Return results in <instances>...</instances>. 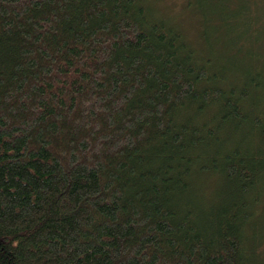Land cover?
<instances>
[{"label":"trees","instance_id":"1","mask_svg":"<svg viewBox=\"0 0 264 264\" xmlns=\"http://www.w3.org/2000/svg\"><path fill=\"white\" fill-rule=\"evenodd\" d=\"M240 1L0 0V264H264Z\"/></svg>","mask_w":264,"mask_h":264},{"label":"rangeland","instance_id":"2","mask_svg":"<svg viewBox=\"0 0 264 264\" xmlns=\"http://www.w3.org/2000/svg\"><path fill=\"white\" fill-rule=\"evenodd\" d=\"M154 1V0H153ZM193 0H155V3H158V6H160V10L165 11L168 10L169 14H175L176 17L181 21V23H186L188 21V13L189 8L188 5L191 4ZM247 1L248 4V10L250 13H248L249 18H251V25L253 27V30L255 33L252 35H249L246 33L245 36V42L244 45L247 49L242 51L245 53V56L250 55L248 50H252L254 53H256L257 56L261 55L264 57V0H241L238 3V6L232 5L230 8L233 9V12L235 10L241 9L244 7L245 3ZM230 3V2H229ZM228 3V5H229ZM166 14V13H164ZM199 22H196V25L198 26ZM213 24L216 26L220 25L221 22L219 21V17L217 15H214L213 17ZM238 23L236 21H233V26H237ZM240 26V25H239ZM245 25L240 27L238 30H244L243 28ZM199 27V26H198ZM196 28V26H195ZM238 28V27H237ZM231 34V33H230ZM220 38L223 40L226 38V32L220 35ZM236 36L235 34L230 35V40L235 41ZM263 246L264 249V238L261 243V247Z\"/></svg>","mask_w":264,"mask_h":264}]
</instances>
